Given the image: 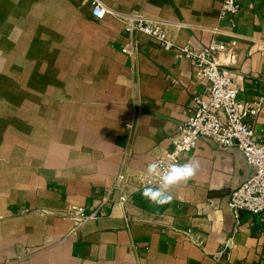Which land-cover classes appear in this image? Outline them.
<instances>
[{
  "label": "crops",
  "instance_id": "1",
  "mask_svg": "<svg viewBox=\"0 0 264 264\" xmlns=\"http://www.w3.org/2000/svg\"><path fill=\"white\" fill-rule=\"evenodd\" d=\"M0 0V264H264V212L229 196L254 171L203 138L195 176L157 206L139 182L208 82L193 62L119 14L161 22L179 43L222 42L242 99L264 94V0ZM264 136V106L252 120ZM79 207L99 210L81 221ZM191 234V235H190ZM197 236L201 243L191 236Z\"/></svg>",
  "mask_w": 264,
  "mask_h": 264
},
{
  "label": "built area",
  "instance_id": "2",
  "mask_svg": "<svg viewBox=\"0 0 264 264\" xmlns=\"http://www.w3.org/2000/svg\"><path fill=\"white\" fill-rule=\"evenodd\" d=\"M93 15L101 19L112 10L102 0H92ZM241 0H223L220 17L234 23L240 10ZM125 28L131 36L145 33L156 38L160 45L173 52L179 58H188L193 62L194 75L207 80L206 89L192 97L189 114L171 137L173 146L156 156L151 162H162V171L171 163L188 162L187 155L206 138L218 146L241 149L254 172L241 185L232 190L228 206L233 210L237 222H240L243 211L260 214L264 212V136L258 137L253 126V118L264 106V94L253 99H242L240 87L235 77L230 75L220 62L222 42L213 39L205 44L179 43L163 26L139 12L119 14ZM148 169V168H147ZM143 170L139 175L142 187H157V174ZM77 212L81 221L95 218L99 210H87L79 207ZM191 235V234H190ZM191 238L201 243L197 236Z\"/></svg>",
  "mask_w": 264,
  "mask_h": 264
},
{
  "label": "clouds",
  "instance_id": "3",
  "mask_svg": "<svg viewBox=\"0 0 264 264\" xmlns=\"http://www.w3.org/2000/svg\"><path fill=\"white\" fill-rule=\"evenodd\" d=\"M162 162H153L148 166V172L157 174L159 185L157 187H145L141 193L143 198L147 199L151 204L163 206L169 204L173 200L170 189L182 182L191 180L197 171L198 164L194 165L191 161L185 163H171L162 171Z\"/></svg>",
  "mask_w": 264,
  "mask_h": 264
},
{
  "label": "water",
  "instance_id": "4",
  "mask_svg": "<svg viewBox=\"0 0 264 264\" xmlns=\"http://www.w3.org/2000/svg\"><path fill=\"white\" fill-rule=\"evenodd\" d=\"M237 148V147H236ZM237 149H239V148H237ZM241 152H242V154H243V156H244V158H245V160L248 162V160H247V157L245 156V154H244V152L241 150V149H239ZM249 163V162H248ZM250 164V163H249ZM253 166V165H252ZM253 168H254V166H253ZM254 172V171H253ZM253 172H252V174H253ZM251 174V175H252ZM251 175H249V176H251ZM249 176H247L244 180H242V182L240 183V184H238L236 187H238L239 185H241ZM235 189V188H234ZM232 212H233V210H231ZM233 214H234V212H233Z\"/></svg>",
  "mask_w": 264,
  "mask_h": 264
}]
</instances>
